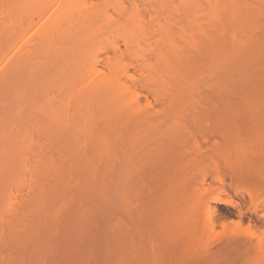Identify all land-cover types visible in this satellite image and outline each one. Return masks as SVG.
Returning a JSON list of instances; mask_svg holds the SVG:
<instances>
[{
  "label": "bare ground",
  "instance_id": "bare-ground-1",
  "mask_svg": "<svg viewBox=\"0 0 264 264\" xmlns=\"http://www.w3.org/2000/svg\"><path fill=\"white\" fill-rule=\"evenodd\" d=\"M263 16L264 0H0V262L43 264L51 253L53 262L67 221L82 240L97 213L112 211L109 236L99 230L118 248L99 233L113 246L112 257L103 252L111 261L100 260L136 264L118 218L132 214L140 135L165 118L207 115L223 94L245 87L253 71L244 64L264 51ZM259 84L246 96L251 107L264 104ZM220 113L235 115L229 106ZM222 193L211 200L230 204ZM182 213L180 228L170 216L162 232L185 252L203 233L192 227L193 211ZM77 250L68 256L74 263L83 259ZM260 254L253 264H264Z\"/></svg>",
  "mask_w": 264,
  "mask_h": 264
},
{
  "label": "rangeland",
  "instance_id": "rangeland-1",
  "mask_svg": "<svg viewBox=\"0 0 264 264\" xmlns=\"http://www.w3.org/2000/svg\"><path fill=\"white\" fill-rule=\"evenodd\" d=\"M262 25V29L259 32L257 31L258 34L264 32V16ZM200 57L202 55L196 57L197 61H200L199 63H201V60L202 62L204 61ZM256 57L260 60L256 58L259 61H256L255 64H251L248 61L244 64L247 70L253 71L251 77H249L248 84L245 87H239L238 91H235L236 93L221 94V98L217 101V104H213V107H210V111L206 108L207 115L198 117L188 114L179 118L178 121L184 126L183 129L178 127V125L172 127L169 125V122H173L174 118H168L169 120H165L167 119L165 118L163 119L165 121H162L165 122V125L168 123L167 125L170 128H164L165 125L161 121L159 123L161 125H158L159 128L164 126L160 128L161 130L159 128L158 130H156L157 128H151L140 135L134 155L137 168L134 175V195L131 198L133 200L132 209L130 207L132 214L123 213L122 215L123 211H121L122 217L118 218L119 220L123 218L124 229H127L125 236L130 234L129 237H132L133 242L129 238L130 241L128 243L134 244L136 264H253L252 261L260 256V253H264V250H262L264 249V104H256L251 107L246 100V96L250 91L262 88L259 81L264 80V51L262 55H257ZM155 106L158 107L159 105L155 104ZM227 106L232 108L236 116L221 115L220 112ZM175 121L178 122L177 120ZM229 138H231V141L228 142ZM241 145L246 147L245 152L248 153L245 155H239L241 154ZM140 159H145L144 164L142 161L143 165L140 163L141 166H139ZM213 166H218V173L223 182L217 180L216 175L218 173L213 171ZM205 172L207 175L205 181H203ZM220 190H223L221 196L224 199L232 201L230 204L217 203L211 200V197ZM207 204H210L211 207L212 215L210 219L205 218L204 214ZM181 209L187 213L190 211L194 212V218L191 221L193 222L191 223L192 227L197 228L199 231L201 230L200 232L203 233V237L201 235L202 240L195 239L190 243L191 246L189 244L190 250L188 247L185 252L181 242H170L173 238L162 232V229L165 228L163 227L164 222L170 219V216L173 217L172 219L176 218L174 219L176 220L174 221L175 226L173 222L172 226L179 227L181 216L183 215ZM115 210L118 211V209ZM103 212L94 216L95 218L98 216L96 218L98 220L95 223L98 226H94L91 223L93 226L90 225L91 228H88L93 230L92 232L89 230L92 235H87L89 232L86 231L82 237L83 239H85L84 237H87L88 240L90 239L92 241L90 242L89 240L90 243L87 239L86 241L84 240L85 242L83 239L80 240L78 233L74 234L73 237L72 226L67 221L65 225H68H63L62 228L64 229L62 231L68 230V228L71 229V232L68 230V233L64 231L66 233L64 235H67L65 240L68 238V241L64 240V236L63 240L60 237L58 240L56 239V247L60 251H58L59 253L54 251V255H62H58V258L54 256L53 258L55 259L52 258V262L50 256L53 253H51L49 257L46 256L47 262H51L50 264H55L54 261L56 264L58 262L59 264H71L70 261L72 260L68 258L74 259L70 255H73L79 247L72 248L73 244L77 243V239L81 241V244L77 243L80 244V252L78 251L79 249L77 250L79 252L77 254L78 257H83L81 253L83 252L82 254H84L87 250L86 246L89 248L91 246L93 249L92 256H94V260L90 257L92 249H89L91 251L90 255L87 254L89 251L86 252L87 255H84L86 259H91L89 264H99V261L101 262L100 259L104 256V251L105 255L108 254L106 252H109V256L112 257L113 254L110 253L113 250L111 249L118 248V244L114 241L116 236L112 237L111 234V237H107L105 235H108V232H106L107 228H109L107 223L111 226L112 222L114 223L111 219L115 220L114 216L118 212H114L115 215L112 214V211L109 212V216H104L105 220L102 216ZM100 214L101 217L99 216ZM70 216L68 217L69 219ZM95 218L93 222L96 221ZM123 222L121 223L122 227H124ZM176 224L178 225L176 226ZM67 226L70 227L66 228ZM103 227L104 229H102ZM99 228L103 231L105 230L104 232L102 231L105 235ZM95 230L96 232H94ZM97 230L99 231L98 234H96ZM59 231H61V228ZM99 233L102 235L99 236ZM69 235L70 237H68ZM76 235L77 241L75 240ZM90 236L94 239L92 240ZM96 236L112 238L113 242H111L117 245L116 247L112 246V248V243H109V239L105 243L101 242V244L104 243L101 245L98 241H104L105 239L100 240L99 237V239H95L97 238ZM82 241L85 245H83ZM66 242L70 243L71 247H63ZM93 242H98L97 247H94L96 244ZM106 244L110 246L108 249ZM8 248H5L7 252L4 251L5 249L3 251L8 253ZM67 248V253L64 252L63 255L62 249L67 250ZM96 248H99V250ZM71 249L76 250L73 252ZM55 250L57 251L56 248ZM256 253L258 256L255 255ZM26 255L27 252L25 253ZM96 255L98 257L101 255L102 257L98 258ZM47 257L50 259H47ZM84 257L83 259L78 258L77 263L88 264V260L84 259ZM104 257L103 259L106 260L108 255L106 256L107 258ZM46 260H44L43 264H47ZM76 260L75 258V263ZM105 260H103L104 263L108 264L109 261L106 263ZM67 261L69 262L67 263ZM75 263L72 261V264ZM0 264H4V262H0ZM22 264H25V262Z\"/></svg>",
  "mask_w": 264,
  "mask_h": 264
}]
</instances>
